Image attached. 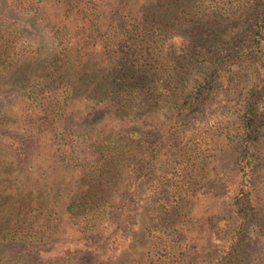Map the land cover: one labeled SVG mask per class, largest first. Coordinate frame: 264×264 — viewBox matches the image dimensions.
<instances>
[{"label": "trees", "instance_id": "obj_1", "mask_svg": "<svg viewBox=\"0 0 264 264\" xmlns=\"http://www.w3.org/2000/svg\"><path fill=\"white\" fill-rule=\"evenodd\" d=\"M194 1L187 7L181 0H0V78L33 69L8 84L19 89L21 104L36 97L44 114L18 115L16 103L0 116L1 129L34 141L18 178L10 172L17 155L0 131L8 158L0 162L8 175L0 181V264H29L6 253L13 242L36 243L44 264L195 261L211 239L208 217L222 216L230 222L220 238L226 252L205 264L240 263L250 231L264 246V0H232L209 13L204 0ZM15 14L46 42L28 39L12 24ZM230 16L239 22L216 32L205 50L186 49L182 61L171 53L177 25ZM244 73L251 87L223 116L211 159L193 154L189 122L236 95ZM79 109L101 113L96 128L75 134L64 125V115ZM78 147L96 160L81 163ZM219 176L236 183L226 206L207 184ZM118 234L123 249L104 255ZM68 236L84 242L76 249L81 258H43Z\"/></svg>", "mask_w": 264, "mask_h": 264}, {"label": "rangeland", "instance_id": "obj_2", "mask_svg": "<svg viewBox=\"0 0 264 264\" xmlns=\"http://www.w3.org/2000/svg\"><path fill=\"white\" fill-rule=\"evenodd\" d=\"M4 1L6 5V1L8 0ZM239 1L241 3V1L244 2L245 0ZM194 2V0H181L180 4L190 7L194 4ZM230 2H232V0H204L201 7L207 8L206 12L209 13L214 11L216 7L215 5L229 8L230 5L228 4ZM234 5L235 3H233V6ZM21 16L22 15H13L12 19L15 22H12V24H14L16 28H22L23 33L33 43L39 45L44 44L47 40L45 35L35 26L23 27L21 21H24L25 18ZM208 19L209 22H203L202 25H197L191 22H184L179 25L176 24L177 26L174 28V37L172 38L170 45L172 46L171 53L175 55L180 61H182L181 56L184 53V50L188 49L192 52L197 51L198 49L205 50V48L209 47H207V45H210L209 40L212 39L211 37H214V34L216 32H218L219 30L232 29V27H234L239 22V19H236L235 17L233 18L232 16L226 17L225 21H218L213 17H210ZM214 19H216V23H213ZM206 20L207 19H205V21ZM162 55H164V52H162ZM32 70L33 69L29 68L16 70L10 76L0 78V116L6 115L12 105L20 103V100L18 99L19 89L14 85L10 86V81H12L13 79H23L26 74ZM191 77H195L193 73L190 75V78ZM251 83L252 79L249 77L248 73H244L242 78L237 83L238 85L235 93L236 95H231L229 93V97H225V99H223L219 103V105L200 115H197L196 118L192 119L189 122V127L191 130L187 134V138L190 140L189 144H191L193 154L196 152H200L202 158H205L207 161L211 159V155H213L212 149H214V146H212V144L214 143L213 139L216 136L220 135L222 128L225 126V120L223 119V116L226 115L227 112V114H229L236 111V107H238V104L241 103L242 99L244 98L243 95H245L246 91L251 87ZM35 98L36 97H30L29 102L26 104L20 103L19 106H17L18 108L16 107V109L13 110L14 113H18V115H28L27 117H30L32 119H35L36 116L40 117L44 115H39V109L33 102V99ZM100 118L101 113H98L97 110L92 109L75 110L70 113H66L63 117L64 125L67 128L71 129L75 134L96 128L97 122ZM104 123L105 122L103 120L101 126H103ZM46 127L54 128L53 124H49ZM18 128L20 129L21 126H19ZM0 131L9 136V138H7V141L8 143L12 144V154L17 155L15 163L11 166L10 172L13 173L14 176H17L19 178L20 175L23 174L30 165V153L32 148L34 147V141L31 137L24 135L21 130L16 131L7 128L1 129L0 126ZM127 133L130 134L131 132L129 131ZM133 137H137V134L136 136L134 134ZM74 139H77V137H75ZM77 155L78 157H80L81 163H93L96 160V157L93 156L91 152L85 147H78ZM7 161L8 158L6 154L1 151L0 162L4 163ZM7 176L8 175L4 171L0 173V181ZM219 177L220 179L218 178L217 180H208L207 184L210 188L209 191L211 197L219 204L226 206L230 201V196L234 191L236 183L234 181L227 182V177L225 178V176ZM221 177L224 178H222L221 180ZM180 179H182V177ZM4 201V199L0 201V208L4 206ZM206 218L207 216L205 217V219ZM220 218L225 219L227 218V216H222L216 219L208 217L209 223H205L206 227L208 226L209 231L211 232V239L208 240V244L204 248V254H202V256L204 257L203 259L195 261L194 259L190 258L181 261H175L173 259L169 261V264H205V261L209 260V257L212 254H224V252H226L227 246H223V240H220V238L223 236V233L227 231L230 222L221 220ZM195 227L197 228L198 226L195 225ZM248 233L249 235H247L246 239L243 240L241 245V252L243 253V255L241 256L242 261L238 264H264L263 244L259 243L253 237L251 231ZM113 241L112 239L109 240L110 250L106 251L104 255H111V257L115 255L116 257L126 243L123 238L119 236V234L114 238ZM83 244L84 242H82V240L77 237H64L63 239L57 240L56 243H52L49 248V253L43 254V258L56 254L59 256H66L68 258L69 256H75L77 259L81 258L83 255L82 251L77 250L80 249ZM6 246H8L9 249V251L6 253L15 255L20 260L25 259L29 264H44L42 263L44 260L38 254L36 243L13 242L9 243ZM104 257L105 256H103V258Z\"/></svg>", "mask_w": 264, "mask_h": 264}]
</instances>
